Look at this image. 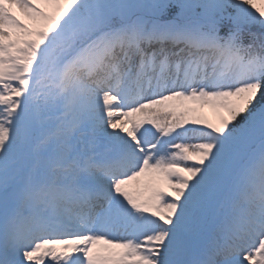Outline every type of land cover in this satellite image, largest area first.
<instances>
[{"label": "snow or ice", "instance_id": "1", "mask_svg": "<svg viewBox=\"0 0 264 264\" xmlns=\"http://www.w3.org/2000/svg\"><path fill=\"white\" fill-rule=\"evenodd\" d=\"M0 264H264V0H0Z\"/></svg>", "mask_w": 264, "mask_h": 264}, {"label": "rangeland", "instance_id": "2", "mask_svg": "<svg viewBox=\"0 0 264 264\" xmlns=\"http://www.w3.org/2000/svg\"><path fill=\"white\" fill-rule=\"evenodd\" d=\"M209 115H210V113H209Z\"/></svg>", "mask_w": 264, "mask_h": 264}]
</instances>
